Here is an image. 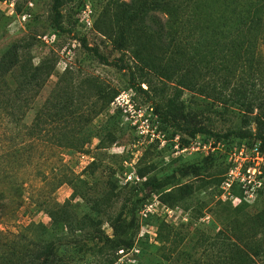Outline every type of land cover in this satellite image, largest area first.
<instances>
[{"label": "rangeland", "instance_id": "obj_1", "mask_svg": "<svg viewBox=\"0 0 264 264\" xmlns=\"http://www.w3.org/2000/svg\"><path fill=\"white\" fill-rule=\"evenodd\" d=\"M13 1L21 10L15 14L0 1V57L19 45L33 66H54L23 122L37 120L59 90L73 98L78 122L46 118L29 135L43 138L26 149L30 158L18 149L25 129L9 134L0 123V264L28 259L43 244H53L57 255L75 252L77 264H100V254H83L82 248L99 247L98 238L111 236V218L118 215L130 220L135 249L115 264H213L229 254L243 264H264V195L236 203L223 188L227 149L181 150L187 139L179 127L229 132L234 140L264 135V0H165L162 8L153 5L142 28L131 26V49L121 50L113 40L117 12L144 0H66L61 29L52 0ZM247 9L261 18L263 34L256 36L259 50L250 67L241 68V36L221 35L216 16L235 18ZM82 37L109 60L122 56L146 93L130 86L127 69L89 55ZM180 73L181 85L175 81ZM28 74L15 68L8 87L22 88L19 80ZM155 101L174 124L158 119ZM45 106L48 115L52 110ZM208 136L201 133L198 141ZM61 176L74 181L59 185ZM85 191L90 195L79 196ZM48 200L82 219L81 229L54 223L43 209ZM225 243L234 245L229 254Z\"/></svg>", "mask_w": 264, "mask_h": 264}, {"label": "trees", "instance_id": "obj_2", "mask_svg": "<svg viewBox=\"0 0 264 264\" xmlns=\"http://www.w3.org/2000/svg\"><path fill=\"white\" fill-rule=\"evenodd\" d=\"M3 1V0H0ZM214 2L215 0H211ZM229 0H223V2H227ZM233 2V0H231ZM237 1V0H236ZM66 0H52L51 1V13L53 16V21L55 26L58 29H61V19H62V9ZM153 5L156 7L162 8L165 6V0H157L155 2H150L149 0H144L137 7H130L129 4H124L123 7L117 12L116 20L119 21L117 25V34L114 37V42L118 45V48L121 49H131V43L134 40V35L130 32V28L132 25H139L142 28L141 24H145V18L147 17L149 11L153 8ZM251 8H254L252 4L249 5ZM19 8L15 6V13L19 12ZM14 13V14H15ZM27 13V12H26ZM29 14V13H28ZM30 15V14H29ZM216 19L219 20V24L221 26L220 34L225 37L231 36H241V40L237 43L239 47L240 56L242 59V63L240 64L241 68L250 67L249 62H251L255 56L253 57V52L259 50L258 43L256 40V36L259 34H263V30L260 28L261 18L257 15L255 16L252 13L251 9L244 10L243 13L239 14V16L235 18H231L230 16L219 15L216 16ZM147 27V26H146ZM143 28V29H146ZM150 25H148V28ZM148 30V29H146ZM157 31V30H156ZM159 37L161 41H164L161 38V33L158 31ZM169 33V32H168ZM80 41L84 47V49L91 55L93 58L98 60L101 63L112 65L119 69H127L130 76V86L134 89L146 93V90L141 88V81L135 82L134 79V70L132 66L125 62L122 56H118L109 60L107 56H105L96 46H88L84 37L80 38ZM19 45H12L8 48L0 57V123L6 125L8 127L9 134H20L21 129H25V133L20 137L21 142L18 145V149H24L25 154L28 158L31 157V153H29L26 149L36 142L42 140L43 138H39L36 140L35 138H31L30 133L34 131H40L42 129L41 125L44 123L45 119L49 117L54 121H61L65 119L66 121H71V123H76L77 116L73 112L72 108L75 104H72L73 98L70 102V98H63L61 95V90L53 94V97L47 99L44 103H49L51 107V113L46 114V104H43L42 111L40 117L32 121L30 124H26L23 122V118L26 115L28 109L31 108L29 102L39 93V89L45 80L50 76L54 66L53 64H48L45 61H41L38 65L33 66L31 63V58L26 56L25 54L19 53ZM220 62V60H218ZM244 64V65H243ZM23 68L27 70L28 75H23L19 80L20 86L22 88L16 90L11 89L8 86L7 77L12 73L14 69ZM13 76V74H12ZM182 73L175 79L180 85L182 83ZM243 79V78H242ZM142 82H147L148 87L151 86L150 80H142ZM37 86V89H33ZM12 100H19L21 103L15 104ZM154 112L159 120L174 124V120L172 117L166 112L159 109V105L157 102H154L153 106ZM72 110V111H71ZM182 128L184 133H186V145L189 144L191 139L200 136L201 133H210L209 139L213 140H221L225 142L228 146L233 143H241V142H250L252 140H257L260 142L261 149L264 150V135H252V134H240V137L237 140L230 138L229 132L223 134H217L214 132H209L206 129L202 128H189V126H179ZM179 139V138H178ZM47 140V139H46ZM185 145V146H186ZM184 147V146H183ZM228 164V163H227ZM228 168V166H227ZM228 170V169H227ZM54 168L52 169V172ZM60 179V178H59ZM74 180L69 179L65 176L59 180L58 184L62 183H73ZM88 189H92L88 187ZM231 194L234 196L242 197V190L233 185L230 190ZM90 195L87 191L82 192L79 196H87ZM261 196V195H260ZM241 200L239 203H242ZM44 211L49 215L52 221L56 224H60L61 221H65L73 229H81L80 227L83 225V220L79 219L75 221L73 217L69 214L67 210L57 211L59 208H54L52 206L51 201L43 202ZM238 203V204H239ZM96 202L90 203V207H94ZM112 233L111 236L99 237L98 239L102 241L101 245L91 246L82 248L83 254L89 253L90 255L100 254L99 262L100 264H115L120 256L125 250L132 249L134 250V236L127 234L128 227L130 225V220L125 217L113 216L111 218ZM76 227V228H75ZM167 239V238H166ZM167 241V240H165ZM84 245V244H82ZM232 243H225V249L227 254L230 252V246ZM163 246V245H162ZM234 246V245H232ZM236 246V245H235ZM167 250V249H166ZM174 252V249H168L167 255L171 256ZM73 253L75 252H64L62 255H57L53 244L44 245L41 248H37L29 254L28 259L25 256H19L16 259H9L4 261L5 264H77L76 261H72ZM166 255V258L168 256ZM161 264V263H160ZM213 264H243L238 258H233L230 254L226 257L219 258Z\"/></svg>", "mask_w": 264, "mask_h": 264}, {"label": "built area", "instance_id": "obj_3", "mask_svg": "<svg viewBox=\"0 0 264 264\" xmlns=\"http://www.w3.org/2000/svg\"><path fill=\"white\" fill-rule=\"evenodd\" d=\"M1 2L10 4L12 7L10 14L15 13L13 0H3ZM26 16L29 17V14L24 13L22 15L23 18ZM198 140L199 136L191 139L187 146L181 147V150L190 149L197 151L200 146L205 153L227 149L228 170L225 174L223 188L230 198L239 203L241 200L250 202L260 195H264V150L261 149L259 141L252 140L248 143L243 141L239 144L233 143L228 146L221 140L208 139L202 143ZM233 185L242 190V197L234 196L230 193ZM145 210L147 212L144 215L151 211V208L147 207Z\"/></svg>", "mask_w": 264, "mask_h": 264}]
</instances>
